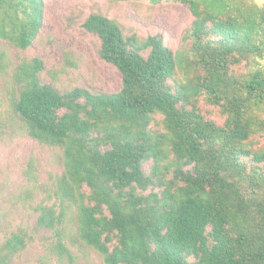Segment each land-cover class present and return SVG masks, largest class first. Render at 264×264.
Wrapping results in <instances>:
<instances>
[{
    "label": "trees",
    "instance_id": "16d2710c",
    "mask_svg": "<svg viewBox=\"0 0 264 264\" xmlns=\"http://www.w3.org/2000/svg\"><path fill=\"white\" fill-rule=\"evenodd\" d=\"M176 1L195 17L178 52L160 33L143 39L100 12L86 18L101 58L122 74L118 92L61 91L42 81L40 57L14 64L0 52L23 130L61 150L63 171L40 185L52 203L38 207L33 228L53 231L59 260L73 259L69 239L105 264H264V3ZM44 12V0H0V39L30 48ZM200 97L223 123L202 112ZM158 114L164 131L152 126ZM39 170L31 155L33 189ZM27 239L14 232L0 264Z\"/></svg>",
    "mask_w": 264,
    "mask_h": 264
},
{
    "label": "rangeland",
    "instance_id": "374dc122",
    "mask_svg": "<svg viewBox=\"0 0 264 264\" xmlns=\"http://www.w3.org/2000/svg\"><path fill=\"white\" fill-rule=\"evenodd\" d=\"M263 4L264 0H254ZM43 27L33 45L22 50L0 39V52L5 51L11 62L40 57L45 69L41 79L60 89L84 87L93 93L118 92L122 88L119 69L100 56L101 41L83 26L93 12H100L121 24L126 34L136 33L141 38L162 34L164 43L174 52L182 47V38L195 17L188 6L176 0H162L154 4L149 0H44ZM179 81H185L182 74ZM173 83V81H170ZM15 87L7 74L0 75V246L14 232L28 233L25 249L12 256L7 264H105L104 258L93 248L74 245L66 239L73 259L52 254L50 243L53 231H35L41 204H51L40 185L52 186L55 175L63 171L61 150L42 144L28 136L15 117L12 101ZM199 107L208 117L223 123L220 109L200 97ZM153 128L164 131L163 115H156ZM264 144V138H260ZM38 159L40 183L37 189L29 185L24 176L29 157ZM152 162L145 165L150 172ZM158 191L150 187L148 192ZM31 236V237H29Z\"/></svg>",
    "mask_w": 264,
    "mask_h": 264
}]
</instances>
